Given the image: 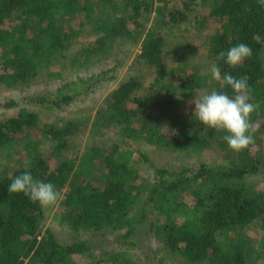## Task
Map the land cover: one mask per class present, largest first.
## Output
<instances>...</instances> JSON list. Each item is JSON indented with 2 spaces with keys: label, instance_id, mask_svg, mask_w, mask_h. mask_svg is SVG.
Here are the masks:
<instances>
[{
  "label": "trees",
  "instance_id": "16d2710c",
  "mask_svg": "<svg viewBox=\"0 0 264 264\" xmlns=\"http://www.w3.org/2000/svg\"><path fill=\"white\" fill-rule=\"evenodd\" d=\"M115 1L0 0V84L14 87L30 83L64 56L71 45L69 39L79 34L65 29L66 19L84 11L82 23L91 24L98 8L101 14L113 11ZM118 1L130 14L121 11L114 22H105L101 27L103 37L97 38L101 45L94 50L101 51L110 38L111 42L118 37L142 39L140 58L154 68L164 95L154 100L143 97L138 94L142 87L139 79L127 80L107 98L104 121L119 125L123 138L173 152L207 149L213 133L224 135L199 122L197 126L176 118L174 108L181 101L177 96L193 98L196 88L229 95L232 90L226 85L221 88L223 79L212 80L211 72L203 71L200 64L188 71L183 67L170 69L164 60L166 37L158 30L159 25L168 24L166 15H161L157 26L147 28L152 10L161 13L166 9L175 25L189 21L199 30L213 29L211 34L206 33L205 42L208 56L212 64H218L222 76L231 73L248 78L251 102L257 105L250 118L257 131L249 147L258 144L259 151L241 166L223 160L179 169L158 167L155 180L149 182L136 170L135 152L117 142L108 149H93L92 156L80 163L67 159L75 122L44 125L42 135L54 143L56 158L53 162L48 156L37 155L42 142L29 139L26 133L38 127L40 116L20 109L16 116L0 119V149L21 141L30 158L28 166L0 173V264H79L75 260L78 255L89 257L85 264H140L129 247L142 249L154 264H164L153 248L155 241L167 253L181 257L183 264H249L247 256L251 254V264H260L264 261V190L249 179L264 171V2L212 0L205 12L204 2L211 0H181V7H168L173 0ZM238 43L247 44L252 56L235 68L217 61L221 51ZM85 49L83 45L78 50ZM107 72L94 79L67 83L53 95L27 99L48 104L50 110L60 109L90 91ZM47 75L62 78V73ZM16 105L13 100L0 104L8 108ZM93 157L101 158L105 167L101 178L97 177L99 169ZM144 159L148 160L146 155ZM25 171L53 183L62 193L56 203L62 205L55 216L57 221L75 231H102L103 235L91 242H61L52 230H43L45 208L23 194L8 191L12 180ZM258 220L263 234L253 245L245 229ZM149 238L154 239L147 243ZM98 249L102 253L96 258L94 251Z\"/></svg>",
  "mask_w": 264,
  "mask_h": 264
},
{
  "label": "rangeland",
  "instance_id": "374dc122",
  "mask_svg": "<svg viewBox=\"0 0 264 264\" xmlns=\"http://www.w3.org/2000/svg\"><path fill=\"white\" fill-rule=\"evenodd\" d=\"M262 1L264 2V0ZM115 2V9L105 14H101L98 8L94 14L92 23L89 24L87 22L89 24L88 26H86L87 23H82L85 19L84 11H81L74 18L70 17L66 19L65 24H63L65 29L69 33L77 31L79 34L69 39L68 42L71 45L67 49L66 54L59 56L56 61L50 63L46 70L41 72L30 83L18 84L14 87L0 84V104L2 105L9 100L17 103L16 106L10 108L0 106V119L16 116L19 110L23 108L38 113L40 116L38 127L28 131L26 135L29 139L42 142L36 154L48 156L53 162L56 158L54 143L44 139L42 127L48 124L62 126L69 122H75L76 130L68 139L69 148L66 151L67 159L80 163L92 156L93 149H108L112 144L117 142L120 143V147L130 148L135 152L136 170L142 177V180L149 182L155 180V169L162 166L170 169H179L183 166H195L205 161L222 162L223 160L233 166H241L248 161L247 157H253L259 149L258 144H254V147H248L240 152L233 151L223 141L222 137L225 133L222 130L220 131L224 134L223 136L213 133L209 138L210 148L173 152L159 145L152 146L144 141L123 138L119 125L104 121V113L109 103L106 104L107 98L115 88L127 80L133 78L139 79L142 87L138 89V94L143 97L154 100L158 96L164 95L162 86L157 81L154 68L140 58L142 39L136 41L135 39L128 40L118 37L116 41L111 42L110 38L104 42L106 45L102 44L101 51L97 52L94 50V48L101 45V43H98L97 38L102 39L103 37L101 32L102 25L105 22H114L116 20L115 17H119L122 14L121 11L130 14V10L126 9L124 5H121V2L118 0ZM211 3L212 0L207 3L204 2L202 11L207 12ZM157 4L158 2L154 3L155 7ZM181 4V0H173L167 6L181 7ZM168 11L165 9L159 13L154 8L147 20V28L152 25L157 26L162 19L161 15L162 17L166 15L168 24L159 25L158 30L166 37L164 60L167 65L171 70L183 67V70L188 71L193 65L200 64L202 65L203 71L211 72L213 64L208 56L205 41L207 34H211L213 29L211 28L209 31L199 30L189 21L188 24L175 25L169 21ZM85 26L88 28V32H85ZM131 27L133 28L134 26L131 25ZM83 45L86 49L82 51L78 50ZM102 71L108 72L90 91L83 93L70 104H66L60 109L50 110L47 108L48 104L29 101L27 99L28 97L53 95L60 86L70 82L75 83L80 80L86 81L92 78L94 79ZM49 72L62 73V78L48 76L47 74ZM181 97L180 103L174 108L176 118L197 125L199 121L193 115L194 105L191 103L193 98L183 97L182 95ZM207 131L208 129L206 128L205 132ZM144 155L147 156L148 160L144 159ZM93 159L99 169L97 177L101 178L100 172L105 171V167L102 164L101 158L93 157ZM29 162L28 149L21 141L0 149V173H8L20 167L28 166ZM249 182L258 184L264 190V171L251 177ZM44 208L46 210V217L42 225L43 230H52L61 242L78 240L91 242L103 235L102 231H75L69 224H61L55 218L56 214L62 211V205L60 203ZM245 230L252 238V244L256 245L263 234L260 221L258 220L250 224ZM110 234L108 232L107 236L109 237ZM152 239L154 238H149L147 243ZM152 245L156 254L163 259L164 264H183L181 257L167 253L158 246L156 241ZM129 248H131V253H133V259L140 264H154L153 261L148 259L142 249L138 247ZM101 253V249L94 251L96 258L101 256ZM88 258V256L78 255L75 260L79 264H85L89 261ZM253 258L252 254L247 256L249 264L252 263ZM259 263L263 264L264 261L261 260Z\"/></svg>",
  "mask_w": 264,
  "mask_h": 264
},
{
  "label": "clouds",
  "instance_id": "9594fccd",
  "mask_svg": "<svg viewBox=\"0 0 264 264\" xmlns=\"http://www.w3.org/2000/svg\"><path fill=\"white\" fill-rule=\"evenodd\" d=\"M251 56L252 49L245 43H238L226 52L221 51L216 59L235 68ZM211 79H223L221 88L228 86L232 95L225 91L194 89L191 100L194 105L193 115L205 127L222 130L225 133L222 139L231 150L243 151L254 142V134L257 131L250 122L251 114L257 105L251 102L248 78H237L231 73H224L222 76L220 67L214 63ZM177 98L182 99L181 95ZM8 191L23 194L31 202L42 207L55 205L62 198V193L53 183L35 178L30 171L17 175L8 186Z\"/></svg>",
  "mask_w": 264,
  "mask_h": 264
}]
</instances>
